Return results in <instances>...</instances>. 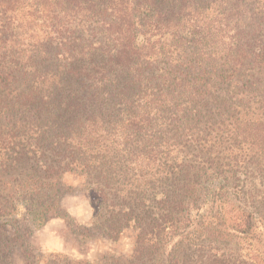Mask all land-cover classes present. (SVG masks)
I'll return each instance as SVG.
<instances>
[{
  "label": "trees",
  "instance_id": "obj_1",
  "mask_svg": "<svg viewBox=\"0 0 264 264\" xmlns=\"http://www.w3.org/2000/svg\"><path fill=\"white\" fill-rule=\"evenodd\" d=\"M68 173L136 247L47 264H264V0H0V264Z\"/></svg>",
  "mask_w": 264,
  "mask_h": 264
},
{
  "label": "rangeland",
  "instance_id": "obj_2",
  "mask_svg": "<svg viewBox=\"0 0 264 264\" xmlns=\"http://www.w3.org/2000/svg\"><path fill=\"white\" fill-rule=\"evenodd\" d=\"M64 183L68 191L62 198V206L73 216L75 222L71 226L62 217H53L33 232L31 244L35 254H41L42 259L45 260L41 264H47L49 260L59 258L56 257L57 255L87 259L92 263H96L105 254L121 259H131L138 234L132 227L126 229L118 240H111L104 236L82 239L79 233L82 227L92 225L93 197L91 191L77 175L66 174ZM11 254L9 261L5 264H24V255L20 246L17 245Z\"/></svg>",
  "mask_w": 264,
  "mask_h": 264
}]
</instances>
